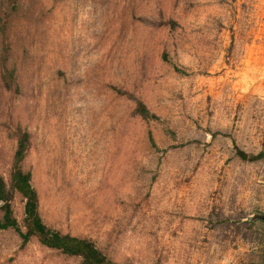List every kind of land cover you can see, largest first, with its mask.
<instances>
[{
    "label": "rangeland",
    "instance_id": "obj_1",
    "mask_svg": "<svg viewBox=\"0 0 264 264\" xmlns=\"http://www.w3.org/2000/svg\"><path fill=\"white\" fill-rule=\"evenodd\" d=\"M13 1L0 0L8 188L26 131L53 231L116 264H264V0ZM24 206L17 194L23 229ZM0 264L82 260L0 230Z\"/></svg>",
    "mask_w": 264,
    "mask_h": 264
},
{
    "label": "trees",
    "instance_id": "obj_2",
    "mask_svg": "<svg viewBox=\"0 0 264 264\" xmlns=\"http://www.w3.org/2000/svg\"><path fill=\"white\" fill-rule=\"evenodd\" d=\"M12 6H17L16 0L13 1ZM6 46L7 44H5L3 53L5 56L1 58V81L7 90H15L17 86L14 72L7 68L9 55L6 54ZM139 111L144 117L149 115L145 106H141ZM30 148V134L26 131H20L18 134V147L13 160L11 188H8L4 178L0 177V211L3 212V218L0 220V230H14L23 239L24 244L36 238L44 247L61 252L71 258H79L82 260V264H116L109 260L92 240L61 234L53 231L44 223L39 212V194L32 185V174L25 172L23 169V163L28 156ZM243 158L248 159L245 154H243ZM256 159L254 158L253 160ZM17 194L25 201V230L15 218L12 208V201Z\"/></svg>",
    "mask_w": 264,
    "mask_h": 264
},
{
    "label": "water",
    "instance_id": "obj_3",
    "mask_svg": "<svg viewBox=\"0 0 264 264\" xmlns=\"http://www.w3.org/2000/svg\"><path fill=\"white\" fill-rule=\"evenodd\" d=\"M255 219H259V220L264 221V216H257Z\"/></svg>",
    "mask_w": 264,
    "mask_h": 264
}]
</instances>
